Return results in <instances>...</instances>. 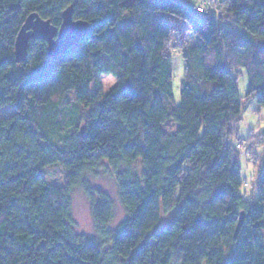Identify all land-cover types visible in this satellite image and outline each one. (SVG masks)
<instances>
[{"label": "trees", "instance_id": "1", "mask_svg": "<svg viewBox=\"0 0 264 264\" xmlns=\"http://www.w3.org/2000/svg\"><path fill=\"white\" fill-rule=\"evenodd\" d=\"M213 1L195 15L182 0H0V112L13 110L0 121V264H264V158L256 197L241 192L239 160L249 155L256 168L251 141L264 144V130L231 141L240 71L245 98L264 108V0ZM69 8L90 33L56 58L30 40L17 63L28 16L59 28ZM174 36L184 62L178 106ZM108 76L115 85L105 93ZM68 95L75 107L63 126ZM53 165L64 186L40 174ZM103 166L127 215L105 251L75 235L70 197ZM83 185L96 229L105 228L111 198Z\"/></svg>", "mask_w": 264, "mask_h": 264}, {"label": "rangeland", "instance_id": "2", "mask_svg": "<svg viewBox=\"0 0 264 264\" xmlns=\"http://www.w3.org/2000/svg\"><path fill=\"white\" fill-rule=\"evenodd\" d=\"M186 3L195 14L201 8L205 7L208 0H182ZM215 1V0H214ZM213 1V2H214ZM199 12V11H198ZM196 15V14H195ZM199 16V15H198ZM180 23H174L175 30H177ZM176 36H174L171 47L173 52L172 65H173V98L175 106L180 104V90L181 83L184 79V62L181 56H179V49L176 48L175 42ZM177 39V38H176ZM101 83L104 92H108L114 85L115 80L113 77H102ZM248 88V79L244 70L240 71L238 76V92L242 100V111L240 115V122L238 125V131L236 136H234L231 141L233 144L237 141L246 142L250 137H257L261 131L264 130V108L258 106L257 95L250 99H246V93ZM67 104L62 107L60 119L62 125L64 126L70 117L71 112L74 110L75 104L74 99L71 95L66 98ZM78 112L81 113L79 108ZM13 114L11 108H6L0 112V121L10 117ZM167 130H173V126L169 125ZM250 156L255 160L256 168H254L252 161L249 159V155L245 157H240V165L242 169V179L245 181L244 187H242L241 192L244 193H254L256 197L258 192V173L257 170L260 168L262 160L264 158V144L259 139L254 138L251 141ZM134 172L140 175L142 172L141 163L138 161L134 165ZM40 174L43 176L44 180L52 185L64 186L65 185V171L57 166H49L43 169ZM83 184L87 185L92 190H98L107 194L113 202V216L105 228L100 230L96 229L95 223L93 221L91 213V204L85 194L83 189ZM71 225L74 233L77 237L83 238L88 242L97 244V248L101 250H107L110 246L105 244L108 235L115 233L120 225L126 220L127 215L121 206L118 193H117V183L106 166L101 167L97 172L86 174L79 186H77L71 193ZM100 231V233L98 232ZM181 259L176 258L172 264H180Z\"/></svg>", "mask_w": 264, "mask_h": 264}, {"label": "water", "instance_id": "3", "mask_svg": "<svg viewBox=\"0 0 264 264\" xmlns=\"http://www.w3.org/2000/svg\"><path fill=\"white\" fill-rule=\"evenodd\" d=\"M89 33L88 23L72 20L70 8L62 14V24L59 28L52 26L50 21H44L36 14H32L26 19L16 38L14 53L16 62L25 61L30 40L46 43L49 57L56 58L75 46ZM242 222L243 215L240 217L237 230Z\"/></svg>", "mask_w": 264, "mask_h": 264}, {"label": "built area", "instance_id": "4", "mask_svg": "<svg viewBox=\"0 0 264 264\" xmlns=\"http://www.w3.org/2000/svg\"><path fill=\"white\" fill-rule=\"evenodd\" d=\"M199 11H201V9H199ZM240 147V146H239ZM238 148V147H237ZM240 149H242V148H240ZM242 151H244V149H242Z\"/></svg>", "mask_w": 264, "mask_h": 264}]
</instances>
